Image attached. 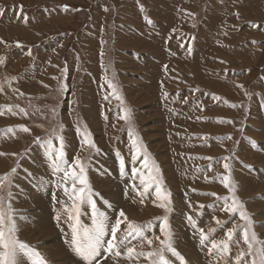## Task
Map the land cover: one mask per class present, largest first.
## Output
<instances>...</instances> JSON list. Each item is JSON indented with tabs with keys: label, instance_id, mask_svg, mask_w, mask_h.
<instances>
[{
	"label": "rangeland",
	"instance_id": "rangeland-1",
	"mask_svg": "<svg viewBox=\"0 0 264 264\" xmlns=\"http://www.w3.org/2000/svg\"><path fill=\"white\" fill-rule=\"evenodd\" d=\"M0 12V176L17 169L0 195L12 194L18 238L47 264H84L67 243L75 209L44 143L58 148L61 135L62 167L80 157L110 221L123 209L129 221L151 222L145 234L154 237L158 218L168 215L187 264H228L227 254L209 255L208 242L200 244V229L220 240L246 224L221 210L223 200L205 195L231 198L221 182L223 157H230L249 232L264 241V0H0ZM128 109L131 122L120 119ZM85 125L98 152L82 150L78 129ZM134 169L146 182L162 179L171 212L158 206L155 183L144 196L132 189L135 183L142 191ZM80 220L92 226L87 204ZM101 264L133 262L109 257Z\"/></svg>",
	"mask_w": 264,
	"mask_h": 264
},
{
	"label": "snow or ice",
	"instance_id": "snow-or-ice-1",
	"mask_svg": "<svg viewBox=\"0 0 264 264\" xmlns=\"http://www.w3.org/2000/svg\"><path fill=\"white\" fill-rule=\"evenodd\" d=\"M21 10H22V6ZM64 10H68V6L64 5ZM141 11L143 8L141 7ZM2 14V12H0ZM239 18V13L236 14ZM23 18V17H21ZM151 23V21H148ZM257 27H260L257 25ZM255 43V41H253ZM28 55H31L29 50ZM110 88L115 90L114 85L109 82ZM242 87V86H241ZM119 99V97H117ZM107 99V97H105ZM120 119H125L131 122V110H126V114L121 116ZM7 132H14V129L9 128ZM23 131L28 132L29 129L24 127ZM81 134L82 150L84 146L91 147L97 152L99 148L95 145V142L90 140L91 133L87 130V126L78 129ZM131 135V133H130ZM39 139V138H38ZM59 147L56 148L51 145L50 141L44 143L49 144V153L51 156V167L54 173L63 172L61 183L63 184L64 194L72 200V207L75 209L74 215H69L68 219L71 221L69 227L71 232L67 243L71 251L82 261L84 264H101L102 260H107L109 257L117 258L124 257L136 264L141 258L147 261V264H172V261L166 257V253H170L173 257H176L180 264H187L185 258L180 252L174 247V233L171 229L169 222V216L164 215L159 223L160 235L150 237L145 233L151 230L152 223L149 222L147 225H138L134 221H129L126 213L123 209L119 210L118 215L115 217L114 222L110 221L106 211H101L98 207V202L94 197H100V193L94 191L91 187L88 178L85 174L86 165L77 157L73 166L62 167L66 165L64 160V137L58 136ZM228 139H231L229 136ZM255 145V141H250ZM133 147H136L135 142ZM15 155V154H13ZM135 159V156L133 157ZM205 159H213L212 157H205ZM224 162L223 168L227 171L226 175H223L221 182L225 189L231 194L229 197H219L217 193H205V195H211L216 197L218 200H223L224 206L221 208L222 211L230 214H239L240 218L246 221V224L241 227L228 228L224 233V238L220 240H209V236L205 234L204 229H200V244L202 246H208L209 255L227 254L228 264H257V257H259V264H264V241L258 239L256 233L253 231L249 232L251 226V219L247 215L245 205L239 201L236 196V185L231 181V168L230 157H223ZM123 167V160L121 161ZM147 167V164H145ZM251 167V165H249ZM78 169V171H77ZM17 171L16 168H12L9 174L0 176V193L4 191L6 181H9V175ZM134 177H139V185L142 187V191L138 189L135 183L132 184L134 191H139L141 196L149 193L153 183H155L156 199L160 201L159 207L164 209L166 212H171L172 201L170 199L171 193H162L161 191V178L149 177V182H146L145 175L140 173L139 170H133ZM159 171L157 167V172ZM71 179V188L68 186V179ZM77 184L80 186L77 187ZM61 184L58 183L57 187ZM40 187L43 189L46 187V181H41ZM12 194L9 192L7 195H0V264H24V260H30V264H47V260L42 254L35 248L31 247L25 242H22L18 238V223L15 218V210L11 203ZM103 200V198L101 197ZM53 200H56V195L53 193ZM59 202V201H57ZM143 203V200H141ZM87 204L91 210L92 226L89 227L82 223L80 220L81 206ZM103 204H108L106 200H103ZM102 206V205H101ZM110 207L111 205L108 204ZM191 208L192 205L189 204ZM200 209L207 207L206 205L200 204ZM67 211V209H66ZM123 218V219H121ZM189 223L192 222V217H187ZM57 221L60 220V215L57 214L55 217ZM215 223L223 227V224H227V221L221 222L218 218L214 217ZM126 223V227L121 228L122 224ZM211 231H214L211 230ZM239 233V236H237ZM161 236L163 238H161ZM109 237L108 239H105ZM139 241V247L133 244V241ZM158 242V246L153 248V244ZM208 242V245H206ZM145 244L149 250H145ZM241 245L246 246V251ZM235 246L237 252L234 256L231 255L232 248Z\"/></svg>",
	"mask_w": 264,
	"mask_h": 264
},
{
	"label": "bare ground",
	"instance_id": "bare-ground-1",
	"mask_svg": "<svg viewBox=\"0 0 264 264\" xmlns=\"http://www.w3.org/2000/svg\"><path fill=\"white\" fill-rule=\"evenodd\" d=\"M2 31V30H1ZM172 37V36H171ZM172 40V39H171ZM172 42V41H171ZM166 46H168V45H166ZM0 60H1V58H0ZM15 73V72H14ZM3 75V74H2ZM2 75H1V77H2ZM10 80V79H9ZM2 81H4V80H2ZM8 81V80H7ZM141 86V85H140ZM1 98H2V96H1ZM6 97L3 95V98L2 99H5ZM2 102V101H1ZM181 113V112H180ZM18 141H20V139H18L17 138V141L15 142V144H17V146L16 147H18ZM201 142V141H200Z\"/></svg>",
	"mask_w": 264,
	"mask_h": 264
},
{
	"label": "crops",
	"instance_id": "crops-1",
	"mask_svg": "<svg viewBox=\"0 0 264 264\" xmlns=\"http://www.w3.org/2000/svg\"><path fill=\"white\" fill-rule=\"evenodd\" d=\"M29 85H32V83L30 82Z\"/></svg>",
	"mask_w": 264,
	"mask_h": 264
}]
</instances>
